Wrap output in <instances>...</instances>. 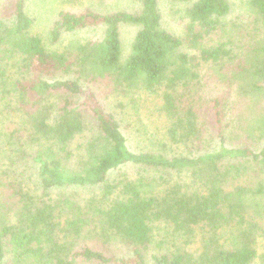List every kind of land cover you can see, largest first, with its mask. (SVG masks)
<instances>
[{
  "label": "trees",
  "instance_id": "1",
  "mask_svg": "<svg viewBox=\"0 0 264 264\" xmlns=\"http://www.w3.org/2000/svg\"><path fill=\"white\" fill-rule=\"evenodd\" d=\"M178 1V33L159 0H139L137 12L59 10L45 38L31 31L25 0L0 7V192L13 204L0 217V264H148L147 253L153 264H264V141H232L244 123L235 105L264 96V45L244 60L230 39L208 46L232 23L230 2ZM248 2L264 25V0ZM125 24L136 31L122 57ZM98 28L99 39L56 45ZM217 65L232 83L206 98L199 72ZM91 85L112 92L110 105ZM128 164L147 174L108 178Z\"/></svg>",
  "mask_w": 264,
  "mask_h": 264
},
{
  "label": "rangeland",
  "instance_id": "2",
  "mask_svg": "<svg viewBox=\"0 0 264 264\" xmlns=\"http://www.w3.org/2000/svg\"><path fill=\"white\" fill-rule=\"evenodd\" d=\"M5 1L6 0H0V7H5ZM159 2L162 10L164 25L167 27V29L175 33L180 32L181 22L179 18V10L182 8L184 3H181L178 0H159ZM228 2H230L231 4L230 14L233 21L232 23H226V26L224 28L225 31L223 30L221 32H218V34L214 33L213 35H210L208 46H214L223 40L226 42V40L230 39L233 41V44L231 45L232 50L237 53L243 60L246 56V52L248 51L258 53L262 52V49H260V47L264 45V25L261 21H258L257 23V19L248 6V0H228ZM25 4L26 12L33 18L31 31L39 34L43 38L46 37V31L48 27H50L52 23L51 21H53V18L59 10L80 12L84 8L89 7L99 13H108L114 10L137 12L140 8L139 0H25ZM0 17L3 18L1 14ZM101 31L102 28H98L94 30H83L79 33L76 32L74 34H63L61 37V41L56 45L61 48L62 45H65L70 39L83 40L88 37L90 39L96 40L101 37ZM135 31L136 27L134 25L125 24L121 26L120 40L122 45V57H124L128 53ZM247 35H254L256 38L254 39L255 41H253L252 43L248 42ZM0 62L5 63L4 59ZM229 68L230 67L220 65H217L212 69L208 68L207 66L202 67V70H200L201 72H199V80L200 83H202V86H204L202 93H204L205 97L219 95L220 93L223 94V91L226 90L225 87H228V85L232 83L229 77L225 75V71H228ZM213 80H215L216 82H213ZM233 82L236 83L237 80H234ZM91 87L103 101L107 102L108 105H110L112 99L111 91L106 92L99 86L94 87L93 85H91ZM134 95L137 96L138 94L134 93ZM129 96L130 95L124 96L121 99L127 100L125 101V103H128ZM247 102L249 103V105L244 101H240V103L236 104L235 108H233L234 111L243 113L242 115H239V117H242V121L244 123L243 125L241 124L242 127L240 129L235 130L233 138H231L234 143L247 144L257 149L261 147L264 139L259 137L261 128L259 124L255 122V119L259 117L257 116L258 111L264 112V96L261 99L251 97ZM131 110L130 108H128V112L130 114L132 113ZM203 119L207 125L211 126L210 115H206L205 118L203 117ZM5 123L6 122H3L0 127V129H3L4 131ZM233 124L237 127L239 124L238 120H234ZM210 134L211 136H213L212 131H210ZM141 174H147L146 171L142 169V167H139L138 165L128 164L120 166L119 168L111 171L108 174V178L110 180L116 181L121 179V177L123 176L136 179ZM249 177L252 178L250 172ZM86 189L87 193L82 189L85 193L78 192L77 196H82L85 194L83 198L87 197L88 191H90V189ZM59 191L60 190L56 189L51 191V198L56 199L59 195ZM76 191H80V188H77ZM40 192L41 190L39 189L33 190V193L37 195H39ZM63 192H66V190ZM0 201V217H9L8 210H11L10 208L13 207V204L7 201L2 192H0ZM261 201L264 203V198ZM262 218L264 219V211ZM124 246L125 245H123V243L112 241L110 243V250L117 255L127 257L129 256V249L125 248L126 246ZM257 249L260 252L264 250V237L262 236H259ZM155 251L164 252V249L160 248ZM13 255L15 256L16 254L12 253L11 247L9 245H5V260L9 261L10 259H12ZM145 260L148 262V264H153V262H151L149 253L145 254ZM26 262L28 261H21V264H27ZM251 264H260V262L258 261V259H255L251 262Z\"/></svg>",
  "mask_w": 264,
  "mask_h": 264
}]
</instances>
